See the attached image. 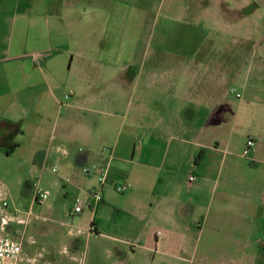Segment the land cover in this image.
<instances>
[{
	"label": "crops",
	"instance_id": "1",
	"mask_svg": "<svg viewBox=\"0 0 264 264\" xmlns=\"http://www.w3.org/2000/svg\"><path fill=\"white\" fill-rule=\"evenodd\" d=\"M178 1L182 17H216L226 29H234L236 13L227 0ZM45 2L52 6L59 0H0V154L17 155L34 176L57 168L53 173L75 202L62 210L54 189L46 188L49 198L35 201L38 186L28 181L25 199H11L7 210L0 209V236L22 244L19 260L4 264H264V221L255 217L248 192L234 186L240 174L231 170L221 183L219 172L200 170L205 151L218 153L220 144L204 141V125L193 123L202 112V94L201 87L194 91L188 83L198 84V76H170V71L158 74L154 69L130 76L134 61L109 64L100 57L98 65L119 73L108 75L97 68L71 77L75 64L79 72L90 68V60L49 40ZM112 9L113 14L116 7ZM49 16L59 19L53 12ZM240 17L245 20L244 13ZM182 68L187 70L180 64ZM207 111L218 114L219 107ZM220 127L217 119L209 129ZM261 134L249 132L244 148L249 140L254 144L249 156L240 159L264 163ZM180 154L192 155L196 163L185 171L183 182L176 174ZM85 155L86 163L108 168L103 201L95 210L85 207L70 216L78 198L86 202L98 187L97 179L83 176L76 165ZM191 176L196 182H190ZM118 185L128 187L121 199L112 192ZM184 185L196 197L186 199ZM86 208L90 213H84ZM105 209L117 211L116 237L101 233ZM84 237L89 246L97 240L92 251H84Z\"/></svg>",
	"mask_w": 264,
	"mask_h": 264
},
{
	"label": "rangeland",
	"instance_id": "2",
	"mask_svg": "<svg viewBox=\"0 0 264 264\" xmlns=\"http://www.w3.org/2000/svg\"><path fill=\"white\" fill-rule=\"evenodd\" d=\"M121 1L113 4L111 0H59L52 6L44 3L42 12L50 23L49 40L54 44H63L81 53L83 59L90 60V68L85 66L83 72L76 71L75 64L71 77L76 73L87 74L90 69L94 71L97 68L98 71L105 70L108 75L119 73L115 68L98 65L96 61L100 57L109 64L113 61L126 63L127 59L134 61L128 71L130 76H144L153 69L158 74L170 71L167 74L170 76L182 74L192 78L197 75L198 84L188 83V88L194 91L199 92L195 87H201L202 94L199 103L202 112L193 123L198 127L204 125V141L216 140L220 144L218 153L205 151L200 170L219 172L221 183L226 181L231 170L238 172L240 180L234 186L248 192L254 211L257 208L255 217L264 221V163L240 159L241 156H249L244 148L249 132L252 135L262 133L260 144L264 148V0H246L242 3L239 2L242 0H227L237 19L234 29L231 27L230 30L216 17H182L178 0ZM112 6L116 7L113 14ZM52 12L58 20L49 18ZM212 13L210 10V17H213ZM243 13L245 20L242 21L240 15ZM135 27L140 30L139 34L134 31ZM70 57L66 60V67ZM180 64L187 66V70H179ZM216 96L218 100L212 101V97ZM211 106L214 110L219 107V113L209 115L207 110ZM217 119L220 130L209 129ZM126 133V129H123L122 137ZM108 134L110 136L111 132ZM190 136L192 134L186 139H190ZM228 141L231 144L226 147L224 142ZM159 148L163 153L165 145L161 141ZM262 155L264 157V151ZM178 157L176 174L183 182L185 171L195 168L196 163L192 155L180 154ZM234 163L236 168L232 166ZM56 175L46 169L42 175L34 176L33 168L21 162L17 155L7 157L4 152L0 154V194L9 207L11 199H25L22 193L29 181L42 190L54 189L62 210L72 208L75 200L64 193L65 183L58 180ZM187 184L190 186L188 181ZM188 186H183L186 199L196 197ZM112 192L115 199H121L126 194L117 193L114 189ZM84 213L90 212L86 208ZM116 214L114 209H105L102 213V234L116 237ZM94 242L97 240L89 246V241L84 237V251H92ZM104 244L107 247V241Z\"/></svg>",
	"mask_w": 264,
	"mask_h": 264
},
{
	"label": "built area",
	"instance_id": "3",
	"mask_svg": "<svg viewBox=\"0 0 264 264\" xmlns=\"http://www.w3.org/2000/svg\"><path fill=\"white\" fill-rule=\"evenodd\" d=\"M69 98V96H67ZM253 141L249 140L246 145L245 153L249 152V149L253 146ZM83 148H79V152H83ZM53 172H57V168L52 169ZM80 171L83 176L87 178L95 177L98 182V187L94 189L90 195L89 199L84 202L82 200H77V203L74 209L70 212V216H76L81 214L85 207H89L92 210H95L96 206L103 201V192L102 186L105 184L108 168L107 166L100 167L98 164H88L87 166L81 167ZM191 183L196 182L197 178L195 176H191L189 178ZM128 190L126 185H118L115 188L117 193H125ZM0 194V209L7 210L9 208V203L2 197ZM49 198V194L44 192L39 187H36L33 199L35 201H46ZM18 213L17 210H14V214ZM92 232V230H91ZM22 252V244L21 241L14 240L12 237L8 235L0 236V264H4V262L8 260H13L17 262Z\"/></svg>",
	"mask_w": 264,
	"mask_h": 264
},
{
	"label": "trees",
	"instance_id": "4",
	"mask_svg": "<svg viewBox=\"0 0 264 264\" xmlns=\"http://www.w3.org/2000/svg\"><path fill=\"white\" fill-rule=\"evenodd\" d=\"M82 153V152H81ZM86 155L82 158H77V160H76V165L77 166H81V167H84V166H87L88 165V163H86ZM22 196L23 197H26L27 195L25 194V190H23V193H22Z\"/></svg>",
	"mask_w": 264,
	"mask_h": 264
}]
</instances>
